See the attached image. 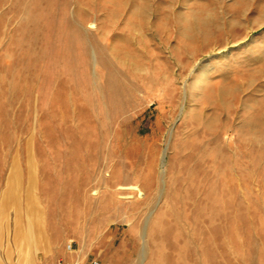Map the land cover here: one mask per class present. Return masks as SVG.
<instances>
[{"label": "rangeland", "instance_id": "obj_1", "mask_svg": "<svg viewBox=\"0 0 264 264\" xmlns=\"http://www.w3.org/2000/svg\"><path fill=\"white\" fill-rule=\"evenodd\" d=\"M29 206L30 264H264V0H0L6 245Z\"/></svg>", "mask_w": 264, "mask_h": 264}, {"label": "bare ground", "instance_id": "obj_2", "mask_svg": "<svg viewBox=\"0 0 264 264\" xmlns=\"http://www.w3.org/2000/svg\"><path fill=\"white\" fill-rule=\"evenodd\" d=\"M200 71L201 74L199 75V78L195 81L196 87H199L210 80V76L208 75L209 73L207 74L206 68L205 70L200 69ZM127 190L138 191L137 188H128ZM9 199H12L14 205L16 204V199L11 197ZM22 211L23 210L17 211L18 213L15 219V245L12 244L11 246L9 238L8 241H6L7 245L6 243H3L2 238H0V253L3 251L7 253V255L11 256L14 254L13 249H16L21 254L23 259H25L30 264L34 262L36 254L38 255L40 252H43L44 232L42 222H40L42 216L35 207L29 206L27 207V211H25L24 213L25 218L27 219V223L26 225H24L23 222H21ZM0 220H2V214H0ZM28 242L30 243L28 244Z\"/></svg>", "mask_w": 264, "mask_h": 264}, {"label": "built area", "instance_id": "obj_3", "mask_svg": "<svg viewBox=\"0 0 264 264\" xmlns=\"http://www.w3.org/2000/svg\"><path fill=\"white\" fill-rule=\"evenodd\" d=\"M68 250H69V251H72V250H73V245H72V244L69 245ZM85 264H100V262H99L98 260L94 259V260L88 261V262L85 263Z\"/></svg>", "mask_w": 264, "mask_h": 264}]
</instances>
